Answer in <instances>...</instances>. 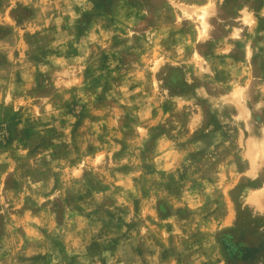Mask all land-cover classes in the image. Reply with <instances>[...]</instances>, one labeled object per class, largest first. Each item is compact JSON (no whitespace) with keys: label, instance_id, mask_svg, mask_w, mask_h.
I'll return each instance as SVG.
<instances>
[{"label":"rangeland","instance_id":"1","mask_svg":"<svg viewBox=\"0 0 264 264\" xmlns=\"http://www.w3.org/2000/svg\"><path fill=\"white\" fill-rule=\"evenodd\" d=\"M0 264H264V0H0Z\"/></svg>","mask_w":264,"mask_h":264},{"label":"clouds","instance_id":"2","mask_svg":"<svg viewBox=\"0 0 264 264\" xmlns=\"http://www.w3.org/2000/svg\"><path fill=\"white\" fill-rule=\"evenodd\" d=\"M245 22H246V23H252V21H251V20H246Z\"/></svg>","mask_w":264,"mask_h":264}]
</instances>
